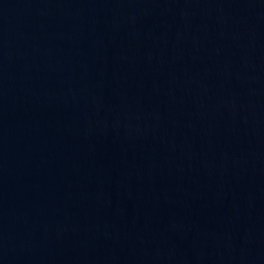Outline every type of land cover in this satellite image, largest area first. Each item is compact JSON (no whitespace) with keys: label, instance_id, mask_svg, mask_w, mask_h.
Returning <instances> with one entry per match:
<instances>
[{"label":"water","instance_id":"95a60500","mask_svg":"<svg viewBox=\"0 0 264 264\" xmlns=\"http://www.w3.org/2000/svg\"><path fill=\"white\" fill-rule=\"evenodd\" d=\"M0 264H264V0H0Z\"/></svg>","mask_w":264,"mask_h":264}]
</instances>
